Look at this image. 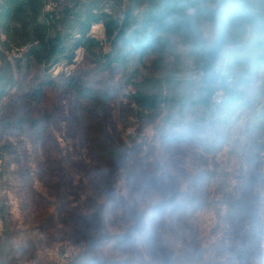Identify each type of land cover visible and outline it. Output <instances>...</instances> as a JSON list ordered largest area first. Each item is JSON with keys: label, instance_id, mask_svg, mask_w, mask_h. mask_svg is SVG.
Returning <instances> with one entry per match:
<instances>
[{"label": "rangeland", "instance_id": "1", "mask_svg": "<svg viewBox=\"0 0 264 264\" xmlns=\"http://www.w3.org/2000/svg\"><path fill=\"white\" fill-rule=\"evenodd\" d=\"M248 1L264 16V0ZM128 5L48 0L45 11L76 36L87 15L121 17ZM197 25L213 45L220 19ZM102 28L91 30L102 48L79 49L73 64H28L24 50L0 57V75L9 66L13 79L0 98V264H264V69L233 65L264 30L234 31L216 64L243 94L238 106L219 90L222 103L157 115L129 93L201 97L190 39L173 35V50L106 69ZM74 83L97 93V105ZM99 122L114 158L95 153Z\"/></svg>", "mask_w": 264, "mask_h": 264}, {"label": "trees", "instance_id": "2", "mask_svg": "<svg viewBox=\"0 0 264 264\" xmlns=\"http://www.w3.org/2000/svg\"><path fill=\"white\" fill-rule=\"evenodd\" d=\"M47 4L48 0H0V31L5 36L3 41L0 40V57L4 61L9 53L24 50L23 57L28 64L48 65L61 61L73 64L79 49L93 51L102 48L103 42L91 35L93 25L98 23L103 24L105 37L111 45L110 52L97 55L106 69L123 66L132 57L144 58L173 50L170 40L173 35L190 39L189 54L202 71L203 95L176 98L141 90L130 92L132 101L140 110L157 115L163 107L171 104L182 109L208 107L219 90L227 96L230 108L238 106L243 94L227 85L216 71V64L234 31H243L246 25L264 30V16L248 0H129L121 17L111 10L87 15L78 34L72 36L56 30L59 20L54 13L45 11ZM142 6L146 8L137 14V8ZM217 18L220 19L219 37L213 45H207L197 23L200 19L215 21ZM250 64L264 69V39L255 41L246 57L233 61L234 66ZM12 80L8 66L0 75V98L6 95V88ZM73 88L84 104L95 106L99 102L94 91L84 89L78 83H74ZM42 93V88L37 89L38 96ZM94 132L100 136L95 146L96 155L101 159L114 158L117 153L104 134L103 124L96 123Z\"/></svg>", "mask_w": 264, "mask_h": 264}, {"label": "built area", "instance_id": "3", "mask_svg": "<svg viewBox=\"0 0 264 264\" xmlns=\"http://www.w3.org/2000/svg\"><path fill=\"white\" fill-rule=\"evenodd\" d=\"M48 5V4H47ZM129 95H130V93H129ZM222 93L220 92V91H218L217 92V94H216V96H215V101L217 102V103H222V101H223V99H222Z\"/></svg>", "mask_w": 264, "mask_h": 264}, {"label": "water", "instance_id": "4", "mask_svg": "<svg viewBox=\"0 0 264 264\" xmlns=\"http://www.w3.org/2000/svg\"><path fill=\"white\" fill-rule=\"evenodd\" d=\"M102 31L104 32V31H105V29H104V28H102Z\"/></svg>", "mask_w": 264, "mask_h": 264}]
</instances>
